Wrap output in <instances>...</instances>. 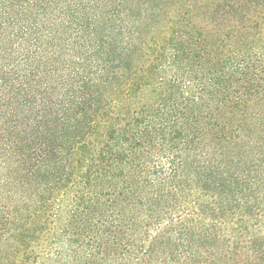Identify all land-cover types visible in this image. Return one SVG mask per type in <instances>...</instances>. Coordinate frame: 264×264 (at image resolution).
Returning a JSON list of instances; mask_svg holds the SVG:
<instances>
[{"label": "trees", "instance_id": "obj_1", "mask_svg": "<svg viewBox=\"0 0 264 264\" xmlns=\"http://www.w3.org/2000/svg\"><path fill=\"white\" fill-rule=\"evenodd\" d=\"M0 264H264V0H0Z\"/></svg>", "mask_w": 264, "mask_h": 264}]
</instances>
